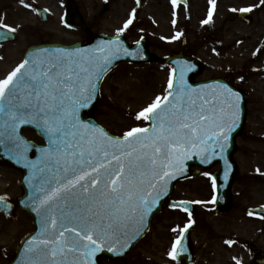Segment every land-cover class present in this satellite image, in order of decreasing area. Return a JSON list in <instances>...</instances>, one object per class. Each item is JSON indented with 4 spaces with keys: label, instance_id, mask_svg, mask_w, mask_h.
Wrapping results in <instances>:
<instances>
[{
    "label": "snow or ice",
    "instance_id": "snow-or-ice-1",
    "mask_svg": "<svg viewBox=\"0 0 264 264\" xmlns=\"http://www.w3.org/2000/svg\"><path fill=\"white\" fill-rule=\"evenodd\" d=\"M211 18L209 11L203 23ZM0 29L15 32L2 23ZM119 43L112 40L77 53H33L0 80V145L17 160H26L25 154L35 148L41 159L30 166L49 173L41 177L43 195L33 208L41 217L40 231L26 241L23 264H96L99 253L121 255L130 234H140L145 217L167 195L168 183L183 170L185 160L198 155L201 163H211L217 152L224 158L239 119L240 96L223 85L208 93L188 89L183 72L175 92L169 79L167 95L157 96L136 114L149 127H133L114 137L81 120V109L96 94V81L118 58ZM22 125L33 126L48 147L26 144L18 135ZM227 176L225 171V180ZM183 204L175 207L187 211ZM180 243L173 244V260Z\"/></svg>",
    "mask_w": 264,
    "mask_h": 264
},
{
    "label": "rangeland",
    "instance_id": "rangeland-1",
    "mask_svg": "<svg viewBox=\"0 0 264 264\" xmlns=\"http://www.w3.org/2000/svg\"><path fill=\"white\" fill-rule=\"evenodd\" d=\"M107 2L108 10L103 11V4ZM167 0H149L144 9L136 15L142 23L148 17L166 15ZM207 0H192L195 9L200 8L199 18H203ZM218 4L213 21L216 28L226 11H240L250 8L253 12L254 23L246 25L235 21L230 24L231 29L213 35L210 30L207 36L197 37L198 23L193 19L189 24L187 42L188 48L193 49L197 57L203 62L202 73L196 79L227 77L236 83L247 95V123L241 135L237 137L235 161L243 177L259 176L260 181L251 183L253 191L245 205L264 201V2L262 0H214ZM75 6L81 15L84 24L93 26L94 31L111 34L123 28V22L130 18L132 11L137 10L132 0H74ZM30 7L26 8L23 5ZM44 7L50 13L49 20L42 23L38 20L33 7ZM67 7V0H0V23L15 29L17 41L0 47V80L4 79L18 66L24 52L32 45L41 43L72 44L83 41L85 33L80 30H70L62 23V17ZM135 13V14H136ZM135 19V38L146 27H139ZM212 21V22H213ZM141 23V24H142ZM173 28L161 24L149 31L153 41L159 36L170 35ZM158 43V42H157ZM209 43L215 44L218 49H211ZM153 49L159 60L173 54L174 49L180 48V42L172 47ZM170 69L160 62L157 65H117L104 79L94 119L109 133L122 136L125 131L133 127H146L147 121H137L135 116L147 107L157 96L167 93ZM25 137L34 140L33 135L25 132ZM20 175L11 168L0 167V196L4 195L15 200L21 195L18 187ZM180 186L173 192L174 197L180 194ZM197 191V177L188 181L187 197L194 200L199 197ZM196 214V212H195ZM238 216V214H236ZM167 217L152 224L146 238L138 243L128 254L129 261L134 264L151 261L166 263L165 256L168 233L165 230ZM173 223L176 221L172 216ZM256 237L254 226H235L230 231L235 237L245 239ZM264 227V225H263ZM33 230L30 218L20 209H16L12 218L0 215V264H8L17 248L18 240ZM199 229L195 227L191 234L194 243H198ZM264 247V237L261 239ZM200 255V253H199ZM235 257L242 264H247V257L242 253H235ZM202 264L201 257H196V264ZM108 264H115L110 262ZM207 264V261H205Z\"/></svg>",
    "mask_w": 264,
    "mask_h": 264
},
{
    "label": "flooded vegetation",
    "instance_id": "flooded-vegetation-1",
    "mask_svg": "<svg viewBox=\"0 0 264 264\" xmlns=\"http://www.w3.org/2000/svg\"><path fill=\"white\" fill-rule=\"evenodd\" d=\"M182 1V2H181ZM185 2V4H184ZM214 0L212 3H208L207 6L213 7ZM166 15L164 17H158L161 22L166 23L168 27H174L181 37V49L184 53L190 54L193 49H189V43L187 42L189 24L195 19L198 23L197 37L207 36L208 32L212 30L213 35H220L221 32L230 30L232 26L230 24L235 23L237 20L235 11L230 9L226 11V16L223 18L221 23L215 28V21L207 24V26H201L202 18H199L200 8L195 9L192 0H177V5L173 7L170 0L166 2ZM218 11V4L214 7L213 11ZM152 25L151 21H147L145 25L151 30L156 29L161 22L154 21ZM133 31H135V18H133ZM90 29V28H89ZM122 34L129 39L130 32L125 30ZM139 39H145L149 49H154L155 45H152V41L149 36H142ZM213 48L218 51L216 47ZM229 83H232L228 79ZM237 86V84H235ZM247 123V122H246ZM236 162V161H235ZM236 174L226 179L222 185L217 183L219 178L220 166L218 164L213 165L209 169H200L197 174V191L200 194L194 200L188 199V181L183 180L177 183L182 188L180 194L176 195L173 200L192 201L195 204L196 215L194 217L195 227L199 229L200 236L198 237V243L192 241V250L196 257L200 256L202 264H239L240 260L235 257V253H242L246 255L248 264H262L264 260V247L261 243L262 237H264V218L249 214L248 211L251 208L264 207V201L261 200L258 203L245 205L244 202L250 199V195L253 191L250 190L251 183L260 181L259 176H252L250 178L243 177L236 163ZM213 180L215 181V189L213 188ZM218 190V193H217ZM238 214V216L236 215ZM166 216L167 219L163 220L165 223V230L168 233L167 246L165 251L168 252L170 259L169 264H179L173 261L170 257L173 244L178 240L183 225L187 223L188 215L178 210L169 208L168 201L164 205L163 212L157 216L154 222L160 221V218ZM172 216L175 217L176 221L173 223ZM254 226L256 237L249 236L245 239H238L235 237V232L230 231L235 226ZM176 229V231H173ZM200 253V255H199ZM122 262L131 264L129 259H124ZM142 264V263H140ZM198 264V263H197Z\"/></svg>",
    "mask_w": 264,
    "mask_h": 264
},
{
    "label": "water",
    "instance_id": "water-1",
    "mask_svg": "<svg viewBox=\"0 0 264 264\" xmlns=\"http://www.w3.org/2000/svg\"><path fill=\"white\" fill-rule=\"evenodd\" d=\"M69 1L71 3V7H70V11L68 12L67 17L65 19V22L67 24H69L73 28H78V27L82 28V25L80 23L79 17L77 15V13L75 12L74 7L72 6V2H71V0H69ZM142 1L143 0H139V4ZM40 16L43 19V16L41 14H40ZM242 17L246 18V15L245 14L242 15ZM5 37H7V38H5ZM100 38L101 37H92L90 39V41L88 42V44L89 45H96L98 43V41L100 40ZM15 39L16 38H15V36L12 33H8L5 29H0V44L7 43V42H14ZM143 52L144 53H142V52L137 53V55L133 56L132 59L131 58H126V60H135V62H138V61L151 62L152 59L150 58V56L146 53L145 50H143ZM33 53H38V54L41 55V51H32L31 53H29L27 55V57L25 59H28ZM179 57H182V58H185L186 60L191 61L190 58H188V57H183V56H179ZM166 62L174 65V64L177 63V60L172 61V59H168ZM195 65L198 67L197 71L196 70L194 72L191 71L190 74L187 76L189 82H190L191 77L193 75L197 74V72H199L201 70L196 62H195ZM100 81L101 80L96 81L97 90H98V86H99ZM179 83L180 82H178L175 85L174 90H173L174 92L176 90V86ZM96 97H97V91H96V94L94 96V99H97ZM94 99L91 101L89 107H87L85 109H81L80 118H81V120L83 122L90 123V124L95 126L94 121L91 118L87 119V121L83 120V116L84 115L91 116V113H92V111H93V109L95 107V101L96 100H94ZM241 108L244 109V102L242 103ZM26 126H29V125H22L21 128L19 129L18 135L20 137H21V132H22L23 128H25ZM240 129H241V127L239 128L238 131H236L235 133H233L231 135V139H230V141L228 143V146L226 148V151H225L228 160L230 159V156H231L232 152L234 151V144H233L234 137L240 132ZM45 141H46V139H45ZM28 145L33 146L34 144L29 143ZM34 146H36V145H34ZM36 147H38V146H36ZM25 155H26V160L25 159L17 160V158H16V156H15L13 151H8L4 145H0V164L7 165L9 167L17 168L22 173V179L20 180V186L22 187L23 193H24V196H23L22 199L24 200L26 198L27 207L25 209L31 215L32 222H33L34 226L37 228V230L29 238H27L23 242L22 247L18 251V253L16 255V258H15V260H14V262L12 264H23V262H24V260L26 258V254L24 252V249L27 246L26 245V241L30 240L32 237H34L40 231V219H41V217L33 210V208L38 205V202H39L38 201V197L43 195V192H42V190L40 188L41 177L49 175V173H46V172L45 173H41L39 171V167L37 169H33L30 166L29 162L38 163L40 161V159H41V155L42 154L37 152L35 150V148H30V150ZM32 155H34L35 157L33 158ZM217 158H220L219 152H217V156H216L215 159H217ZM215 159H213V160H215ZM26 164H28L29 166H25ZM198 164H202L201 161H200V157L198 155H193L191 158L185 160L184 164H183V170L178 172L176 174V178L172 179L168 183V185H167V195L172 192L173 185H174V183L177 180L182 179V178L187 177V176H190V175H193V172L189 171V167L191 165H195L196 166ZM204 164H207V163H204ZM40 166H42V165H40ZM26 185H28L30 187V191H28L27 188H26V190L24 189V187H26ZM167 195H164L159 200L158 204L154 207V210L152 211V213L150 215H148L147 217H145L144 227L141 229L140 234L138 236L130 234L131 238L128 240V247H127L126 251H122L121 255H114L113 253H110V252H107V251H105L103 253H99L97 255V257L95 258L96 259V264H97L98 258L100 256H107L108 258H110V257H119V256L124 255L145 234V232L148 229L150 220L160 210L161 203H162L161 200ZM0 211H2L5 214H8V215L11 214L10 207L4 201L0 202ZM261 213H263V212H261ZM185 239H186V237L184 238V240Z\"/></svg>",
    "mask_w": 264,
    "mask_h": 264
}]
</instances>
